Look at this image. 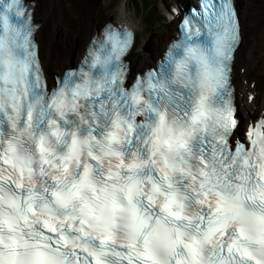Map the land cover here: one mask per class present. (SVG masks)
Masks as SVG:
<instances>
[{
  "label": "snow or ice",
  "instance_id": "snow-or-ice-1",
  "mask_svg": "<svg viewBox=\"0 0 264 264\" xmlns=\"http://www.w3.org/2000/svg\"><path fill=\"white\" fill-rule=\"evenodd\" d=\"M202 7L130 84L106 23L49 88L30 0H0V264H264V118L235 140L239 20Z\"/></svg>",
  "mask_w": 264,
  "mask_h": 264
},
{
  "label": "bare ground",
  "instance_id": "bare-ground-1",
  "mask_svg": "<svg viewBox=\"0 0 264 264\" xmlns=\"http://www.w3.org/2000/svg\"><path fill=\"white\" fill-rule=\"evenodd\" d=\"M194 0H176L178 6L172 0H160L161 6L167 12L174 13L175 10L180 9L185 4H192ZM32 6L35 9L34 20L40 26L38 29L39 35H43L47 29H49L55 22L53 13L43 7L47 5V0H30ZM170 3V5H169ZM128 0H118L115 5L110 18L116 25H126L128 28H134L137 33V39L132 51L141 48L144 45V41L141 36L143 33V25L137 15H133L129 10ZM183 9V8H182ZM253 30L256 31L258 41H256L249 49L242 44L238 51L234 77H236L238 85L239 105L242 116L247 118H253L257 114H264V93L259 85V75H255L256 72H263L264 66V27H263V15L261 12L255 11L253 13ZM178 20H176L177 22ZM111 22L106 20L104 22L95 23L89 31L87 43L89 38L95 35L99 29L106 23ZM246 31H249L250 24L246 20ZM178 36V30L171 28L167 31L168 41L165 43L164 48H160L153 53H142V58H134L131 60V71L133 73L149 69L151 66L162 58L165 49L175 42ZM85 49V48H84ZM84 49L81 52H77L76 44L72 39H67L64 42H60L57 36L52 39L49 48L46 50V54L43 56L44 68L47 72V77L52 82L57 81V77L61 75L65 68L72 66L74 61L78 62L83 56ZM131 51V52H132ZM242 75V78L239 76ZM239 127V126H237ZM238 133H241L237 130Z\"/></svg>",
  "mask_w": 264,
  "mask_h": 264
},
{
  "label": "rangeland",
  "instance_id": "rangeland-1",
  "mask_svg": "<svg viewBox=\"0 0 264 264\" xmlns=\"http://www.w3.org/2000/svg\"><path fill=\"white\" fill-rule=\"evenodd\" d=\"M244 23L245 19L250 23L251 31L248 33L245 31L244 45H250V42L255 37V31H253L252 12H261L263 15V27H264V0H242ZM47 5L43 8L48 9L53 13L55 17L56 26L49 28L41 37L43 52L47 50L52 38L58 34V38L61 42H64L66 38L70 37L76 42L77 51L82 50L87 44V38L90 28L100 21L110 19V15L118 0H103V5L84 14L83 11L75 9L71 3L67 0H47ZM72 2H75L72 0ZM80 5L82 0H76ZM129 10L133 15H137L141 24L144 26V33L142 40L144 46L135 51L131 56L142 58L141 49L145 53L150 51H156L165 45L167 40V31L171 28L172 23L169 17L166 15V10L161 6L160 0H128ZM151 5L150 11L148 5ZM76 24L75 29L72 25ZM163 31V33H162ZM132 58V57H131ZM264 72V68H263ZM262 72V73H263ZM256 72L255 74H259ZM263 83L261 85L264 88V74Z\"/></svg>",
  "mask_w": 264,
  "mask_h": 264
}]
</instances>
